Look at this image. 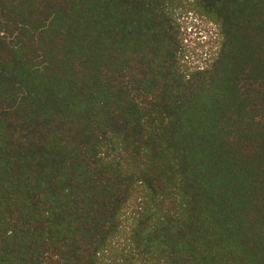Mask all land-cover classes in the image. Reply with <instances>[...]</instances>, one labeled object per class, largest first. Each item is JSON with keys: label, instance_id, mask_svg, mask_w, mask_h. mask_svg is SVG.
Instances as JSON below:
<instances>
[{"label": "trees", "instance_id": "1", "mask_svg": "<svg viewBox=\"0 0 264 264\" xmlns=\"http://www.w3.org/2000/svg\"><path fill=\"white\" fill-rule=\"evenodd\" d=\"M0 264H264V0H0Z\"/></svg>", "mask_w": 264, "mask_h": 264}, {"label": "rangeland", "instance_id": "2", "mask_svg": "<svg viewBox=\"0 0 264 264\" xmlns=\"http://www.w3.org/2000/svg\"><path fill=\"white\" fill-rule=\"evenodd\" d=\"M179 30L184 49L183 62L189 66L201 65L206 53L217 48V29L208 19L194 12H179ZM136 205L126 211V217L133 215Z\"/></svg>", "mask_w": 264, "mask_h": 264}]
</instances>
